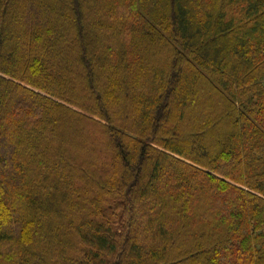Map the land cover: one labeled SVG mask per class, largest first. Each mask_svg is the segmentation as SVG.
<instances>
[{"label": "trees", "instance_id": "1", "mask_svg": "<svg viewBox=\"0 0 264 264\" xmlns=\"http://www.w3.org/2000/svg\"><path fill=\"white\" fill-rule=\"evenodd\" d=\"M0 264H264V0H0Z\"/></svg>", "mask_w": 264, "mask_h": 264}]
</instances>
